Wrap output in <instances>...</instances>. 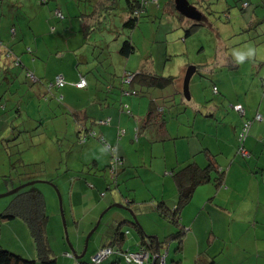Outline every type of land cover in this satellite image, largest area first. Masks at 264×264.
Instances as JSON below:
<instances>
[{"label": "rangeland", "instance_id": "374dc122", "mask_svg": "<svg viewBox=\"0 0 264 264\" xmlns=\"http://www.w3.org/2000/svg\"><path fill=\"white\" fill-rule=\"evenodd\" d=\"M8 1L11 3L21 1L22 4L19 3L20 5H23L25 10L32 14L36 13L34 15H37L35 21L39 22L36 27H44L41 15H45L46 10L44 12H39V8H37L36 5L34 6V3H39V0H0V9L2 7L6 8V2ZM73 1L48 0L45 5L39 3L43 7L49 8L50 11L47 12V14L52 15L51 19H53V23L48 27H55V25L59 23L58 19L53 16L56 8H60L61 10H59L65 16L66 20L63 22L68 21L66 18L67 10L65 8L70 7V9H77V6ZM175 1L176 0H158V2H149L146 5V11L141 15L140 21L134 30L121 27L122 20L120 18L119 8L115 7L111 10L116 11L105 12L104 20L108 17V21L112 22L110 27H100L99 25L91 27L96 30L93 31L96 32V34L93 35L92 38H101V42H99L93 54L97 57L96 60H93L97 62L96 67L98 68L97 70L99 74L104 76L105 73V76H107V73H109L117 76V79H121V76L124 75L126 71L135 72V69L148 59L147 66L151 72L162 76H172L175 79V85L178 83L180 85V90L182 91L185 72L189 66L194 65L198 67L201 73L196 72V74L190 79L189 93L191 103L201 101L204 104L206 103L204 106L205 111L209 110L211 113L214 112V110L220 105L219 102L222 99L221 97H223V95L220 96L213 94L211 90V83L218 78L215 82L217 83L216 85L219 86V89H225L230 101L232 100V102H236L239 99V102L244 106L247 113L245 118L252 119L256 113L264 115V90L261 83V78L264 77V65L259 66L260 61L264 62V0H250L251 5H249L247 11L244 12L243 18L237 13V8L232 9L233 12L230 13V21L227 24H223V20L217 17L222 12L225 4L223 2L217 4V0H206L209 3H212L210 8L206 9V12H211L208 17L214 30L215 27L225 28V32L221 35L224 41L223 43L217 40V35L212 28L207 25L198 28V30L191 35L185 36V29L179 19V13L175 9ZM187 1L193 3V0ZM227 1L229 3H232V1L234 2V0ZM118 3H120V6L124 5V0H118ZM237 6H241L240 0H237ZM252 8L255 9L256 16L260 20V23L257 25L254 24L256 20L249 22V14L251 13ZM83 9H85V7ZM224 17L225 15L223 14L222 18ZM20 20L21 23L24 22V19L20 18ZM252 24H254V26ZM22 27H26V24L23 23ZM25 34L27 36L30 33L26 32ZM67 35L68 32L64 37ZM53 37H47L46 42L49 49L53 50L56 47H60L64 50L63 48L68 45L67 41L65 40L63 42V40L58 39L55 44V38ZM102 37H104V39ZM92 38H89L88 40H91ZM17 39L18 38H15L14 42H17ZM125 40H130V42L133 43L135 51L127 58L118 54L122 42ZM10 44H12V41H10ZM30 46L31 44L27 42H25V46L21 48L20 45H16V55H14L18 56V58L20 57V59L24 58L29 61L33 56L34 50L33 48L32 51H30ZM44 47H46L44 44H42V46L40 45L41 49ZM10 48L11 47H7V50H10ZM222 48L226 49L227 54H230L233 59L238 61V67H233L232 63H229V61L226 60L227 62H225L224 66H218L216 72L212 73L210 63L215 58H217V60L222 58L218 57L223 51ZM10 52L12 51L10 50ZM0 53L5 56L3 50ZM65 53L66 51H64L63 55H65ZM52 55L53 56H50L48 52L42 53V55H36L38 58H36V63H39L38 65L41 70H43L46 64L49 65L46 69L49 73L47 75L48 79L44 78L43 81L39 79L40 82L38 84L30 82V79L26 77V71H24L23 68L15 66L9 60H6V63L9 64L4 65L3 62L5 59L0 58V70L3 71L4 68H10L7 73L3 74V72H0V247L14 254L23 256L24 258L31 260L36 258V250L33 246L32 237L23 220L19 218L4 220L2 218V215L19 192L22 190H31L41 193L44 197L45 212L49 220L47 228L49 242L56 258H58V263L61 264L64 257L66 259H71L72 261L74 260L72 256L69 257L64 255L63 251V248L70 250V247L75 243L73 228L70 224V219L69 224L67 225V217L65 215L66 210L63 206V202L66 203V195L68 194L67 191L71 179L69 182H66L64 186L63 184L58 186L55 183L61 197V207L63 210L60 208L57 189L52 184H49L48 181L50 179L59 180V178H64L63 180H65L66 175H74L73 177L76 179V171H74L75 169L71 166H73V163L75 162L73 156H77L79 150L76 143V138L78 137V134H76V125L73 123V114L64 108V103L66 102L63 103L61 101L62 99L58 97V94L55 99H47L49 96H45L41 92L43 90L42 87H46L47 89V84L50 82L49 80L52 79L57 72L64 71L62 70V65L60 66V63H57V60L55 59L56 50ZM67 57L73 58L72 67L75 72L77 62L80 63L77 67L82 68L84 66L80 58L77 57V59H75L76 57L72 52L66 53L65 59H67ZM226 57L227 56L225 55L222 59ZM84 58H88L87 55ZM37 72L40 71L38 70ZM37 74L36 77L39 78L41 75L39 73ZM99 82L102 83V81ZM103 86L104 84L100 85L99 88ZM171 89L172 86L171 88L168 86L163 90L155 89L154 91H160L165 94L170 93ZM84 90H87V87ZM124 90L128 93V86L126 84ZM118 93L119 91L115 93V96H112L116 99L115 104L117 106L119 105L117 99V96L119 97ZM124 95H129L136 101H145V103L148 98L147 94H141V97L130 93ZM182 97V93L176 94V102L178 105L176 104L173 111L170 113L171 117L168 115L169 111H165L164 114L168 120H171L173 115L178 116L180 118L179 122L183 124L182 126L179 125L178 122H174L173 126L177 133H172V130L171 133L175 135L181 134L184 131L191 132L192 134V131L196 130V132L199 133L198 136L201 142H212L215 128H221L220 121L217 119L218 116L215 119L212 114H209L207 117L208 121H205V124L200 122L194 124L193 117L196 112L192 110V105H189V107H187L188 111L191 113V122L188 127L185 117L186 105L180 103ZM85 99L86 94H83L82 100ZM206 99L207 102H205ZM225 105H229V103H225ZM122 107L124 108V105H122ZM62 108L63 110H61ZM82 108L83 107H80L79 109L83 111ZM182 108L183 111L181 112ZM79 109H75L74 112L77 110L80 111ZM126 109L132 110L128 105H126ZM134 110L136 111L135 108ZM227 112H230V110ZM56 114L58 117L52 119ZM224 115H226V113H224ZM83 116V113L80 114V117ZM227 119L230 120V116L227 117ZM236 119L237 122H240L241 120L243 121L244 118L237 116ZM262 120L263 121L258 122L253 120L252 122L254 126H252L249 133L247 145L245 144V147L247 146L248 150L253 142L252 140L249 144L256 125L260 123L262 130H264V119ZM228 122L229 121H227L226 124L224 122V124L230 125ZM168 123L171 125V122ZM178 128L179 132L177 131ZM229 129L230 126L227 130L229 131ZM130 138L131 137L128 139ZM260 138H264V131ZM123 139L126 138H122V140ZM181 141L182 140H179V143ZM194 141L196 140L194 139ZM97 142L98 148L96 149L95 154L98 156L101 152L100 159L107 160L106 162L108 163L111 153L99 140H97ZM124 145L128 146V166H133L134 171L138 169L140 175L148 172L147 178H149V180L145 182L141 181L142 177L140 178L135 173L126 177L127 180L124 185L127 186L128 189L126 191L124 189V193L123 191L122 193L130 199L134 198L135 204H131L130 208L125 207V209L113 207L105 213L98 230L93 235V240L88 248V253L84 251V248L82 249V244L83 241L85 242L96 222L93 223L89 230H85L87 227L86 220L84 219L85 221L82 222V230L79 233L81 249L78 251L79 253L82 252L83 255L84 253H87L84 260L89 257L88 254L93 245L99 244V241L103 239L106 228L105 224L110 215H108L110 211L112 212L116 210L126 218H132L131 210H133L135 215L137 214L139 217H141L142 214H145L144 212L153 214V216L159 221L158 224H153L154 228H157L158 230L170 229V232H172L170 228L171 226L164 223L159 219L156 213L152 211V202H150V200H152L151 196L154 193L158 196L163 194V188L165 199H167L166 196L169 195V193L171 198V190L174 192L175 198L174 201H169L170 207L173 206L172 204L175 203L177 199L172 178L164 175L161 165L163 159L160 160L154 156L152 158L150 154H147L145 157L143 150L138 149L136 141L133 143L130 140H127L126 142L124 141ZM184 145L185 144L182 146ZM254 147L255 153H252L250 159L241 156L240 153L238 154L236 152V149H233V152L230 154L231 157H229L230 159L226 162V164L228 162H234L232 167L228 169L230 171H228L226 167L224 169L222 168L226 172L225 184L220 189H215L213 183L201 185L195 191L191 202L181 210L180 220L183 219V225L186 226V229L190 227V230H188V234L190 235L189 240L184 239L186 255L184 264H190L191 262V255L194 250L193 242L196 241V239H190V237L193 236L194 232L199 243L203 245V248L209 250L210 254L216 255L221 253L218 256L217 264H226L225 260L231 258L228 252L235 249L239 250L241 254V258L238 257L235 262L236 264H256V253H253L255 243L258 242L260 250L263 251L264 248V196L260 200L261 206L255 208V204L257 203L256 196L259 194L260 190V195L261 193H264V169L262 170V168L258 166L259 162L264 161V153L261 152L262 144H259V141L254 142ZM84 149L83 158L85 160L88 156H85V151L87 150L86 148ZM176 151L179 156H183V153H181L179 148ZM172 153H174V151L170 149L168 159L169 157H172ZM106 155H108V158H105ZM144 158L148 163H146L145 166H142ZM174 160L175 159H172L173 162ZM179 160L182 162L180 164H184L183 162L185 161L183 159L180 158ZM239 163L243 168L240 170L241 175L235 173V168H237ZM67 164L70 166H67ZM135 166H138V168ZM245 173L250 174V176L247 175V179L244 178ZM80 177L85 179L83 176ZM165 179H168L169 184L167 180L164 182ZM254 179H256L258 183L255 181V184ZM31 182L35 183L8 196H2L21 185ZM248 183V193H246L244 192V189H246ZM83 184L85 183L80 179L75 187ZM119 184L122 185L123 183L120 181ZM251 184L254 186H250ZM80 186L75 188L79 193L76 197L82 196V192L87 191ZM106 187L107 186L105 185L102 191H105ZM148 188H150V190ZM108 192L109 191H107L106 194H109V196L107 195V197L102 199L99 196V193L95 196L93 192H90L91 199L87 200V203L85 204H89L91 209H87L88 212L85 215H82V213L79 212L78 216L82 217V220L83 217L88 215L91 217L96 216V219H98L106 208L112 207L114 204L119 205V203H114L109 206L112 203H109V200L112 199V194H110L111 192ZM252 199L253 202L251 204L250 201ZM158 200H160V198ZM88 207L89 206L87 205L86 208ZM138 210L144 212L138 213ZM62 211L64 217L62 216ZM254 212H257V221L254 220V218H248L244 221L243 218L245 217H243V215L249 213L248 216H250V214L252 215ZM135 218L138 221V217L135 216ZM64 221L66 222V225L64 224ZM79 228L80 226H78V229ZM212 229L219 236L218 241L213 244L211 239L208 240ZM149 230H153V228L150 227ZM176 230V228L173 229V232ZM166 233H168L167 230ZM166 233L160 238V241L163 240ZM255 234L260 236L258 237L259 241H256ZM146 235H148V233H146ZM84 237L85 239H83ZM176 246V242H170L166 248L161 249V253L168 250L166 261L169 264L171 258L176 256L174 253ZM60 251H62V255ZM241 252L246 256V260L243 259V253Z\"/></svg>", "mask_w": 264, "mask_h": 264}, {"label": "crops", "instance_id": "0c3cea01", "mask_svg": "<svg viewBox=\"0 0 264 264\" xmlns=\"http://www.w3.org/2000/svg\"><path fill=\"white\" fill-rule=\"evenodd\" d=\"M195 1L196 0H193V2H195ZM19 2L22 4L21 1H18L15 3H11L10 1H8V2H6L7 3L6 8L2 7L0 9V43H1L0 44V52L4 49H7V47H11L10 49L13 51L12 52L13 54H11V55L13 57H15L14 54H15V49H16L15 46L16 45H20V48H21V47L25 46V42L30 43L31 44L30 51H32V49L34 48L33 56L31 59H29L31 64L26 59H24V58L20 59V57H19V60H20L19 66L21 68H23L24 71L31 72L35 78H37L36 75H38L37 73H39L41 76L38 79L43 81L44 78L48 79L47 75L49 73L47 72L46 69L48 68L49 65L46 64L45 67L43 68V70H41L39 65H38L39 63L38 64L36 63V58H37L36 55H42V53L48 52V54L50 56H53L52 53L56 50L55 59L57 60V63H60L59 64L60 66L62 65V68H63L62 70H64V71H60L59 73L57 72L56 75L52 79L49 80L50 82H49V84H47L48 85L47 89H46V87H42L43 90L41 92L43 95L49 96L47 99H52V98L55 99V97H57V94H58L59 95L58 97H60L62 99L61 101L63 103L66 102V103H64V106H65L64 108H66L67 110H69L73 114L72 115V117L74 118L73 123H74V125H76V130H77L76 134L81 133L80 136H78L76 138V140H77L76 143H77L79 152H78L77 156H73V160L75 162L73 163L74 165L71 166L73 169H75L74 171H76L77 178L74 179V177H73L74 175L73 176L72 175L71 176L66 175L65 180H63L64 178L63 179L59 178V180L53 179L54 183H56L58 186L60 184H63V186H64V184L66 182H69V180L71 179L70 180L71 183H70V186H69L68 191H67L68 194L66 195V203L63 202V206H64V209L66 210L65 215L67 217V220H66L67 225L69 224V219H70V224L72 225V228H73L75 243L73 244L74 247L72 246V248L74 249L75 254H77L76 252H78L81 249L79 233L82 230V224H83L82 222H84L86 220V227L87 228L85 230H89L92 227L93 223L97 221L96 216L91 217L90 215H88V216L83 217V220H82V217L78 216L79 212L82 213V215H85L88 212V210L91 209L89 204H85V203H87V200L91 199L90 198L91 197L90 192H93L95 194V196H97V194L99 193V196L101 197V199L107 197V195L109 196V194H106L107 190H105L106 191L105 195L101 194L103 192L102 189L105 186V183L108 182V184H109V180H108L107 173H106V167H107L108 163L106 162L107 160H101L100 159L101 152L98 156L95 154L96 149L98 148L97 140L90 137V139L86 140L83 143H80V141H78L85 134V132H87L88 130L92 129V131H95L96 134L102 136L105 139V141H107L109 144H116L118 154L123 159V168L121 169V172H120L119 177H118V186L112 185L108 188V189H110L109 190V192H111L110 194H112L111 195L112 199L109 200L110 201L109 203H111V202L112 203L109 206H111L114 203L125 204L126 203L125 201L127 199H130L126 195H125L126 198H123L124 197V195H123L124 189H125V191L128 189L127 186H125L124 184L127 180L126 177H128L129 175L135 173L140 178L142 177L141 181L145 182V181L149 180V178H147L148 172L142 173L140 175L138 169H136V171H134L133 166H130V165L128 166V163H129V161H128L129 160L128 146L124 145V141L126 142L127 140H130L132 143L134 141H136L138 144V149L143 150V152L145 153V157L147 154H150V156L152 158L154 156L156 158H159L160 160L163 159L161 161V165H162V169L164 171V175L167 177H170V178H171L172 171L176 167L184 165L185 163H188L190 161L195 162L200 167L205 166L207 159L204 156V153L202 152L204 149H206L208 152L215 155L216 161L221 168L224 169L226 167V169L228 170L230 167H232L234 162L233 163L228 162L227 164H226V162L228 161V159H230L229 157H231L230 154L233 152V149L236 148V144H237L236 135L239 133L241 125H242V120L240 122H237L236 118H237L238 114L232 109V106L236 105V104H241V103L239 102V99L236 102H232V100L230 101V98H228L225 89L224 88L219 89V86L216 85L217 83H215V82L218 80V78H216V80L211 83V90H212L213 94H217L220 96L223 95V97H221L222 99L219 102L220 105L218 106V108H216L214 110V112L211 113L209 110L205 111L204 106L206 105V103L204 104L201 101L191 103L190 102L191 99H189L187 101L184 99V97L181 98V102L179 101L183 105H186L185 117H186V122L188 124V127H189L190 122H191V113L188 111L189 105H192V110L196 112L194 114V117H193L194 124L196 122H200V123L205 124V121H208L207 117L209 114H212L213 118H215V119L218 116L217 119H218V121H220L221 128L220 127L215 128V134L213 136L212 142H210V143L203 142V141L201 142V140L199 139V136H198L199 133H197L196 130L192 131V134H191V132H184L183 131V133H181V134H175L174 135V134H172V133L176 132L174 129V126H173L174 122H178L179 125L183 126V124H181V122H179L180 118L178 116L173 115L172 119L168 120L167 117L164 115L163 118L165 119V121L162 123L160 121L161 115H158V114H160V113L165 114V111H169L168 115L170 116V113L173 111L175 105L177 104L176 94L182 93V91L180 90V85L178 83L175 85V82H173V84H171L169 86L170 88L172 86L170 93H165V94H163L160 91L156 92V91H154L155 89H142L141 90L140 88H135V90L142 92L141 94H147L148 98H147L146 103H145V101H142V100L136 101V100L132 99L131 96H129V95H127V96L124 95L122 97H121V95H119V97L117 96L119 105L117 106L115 104L116 99H114L112 96H115V93L118 91H119L118 94H120V90L123 91L125 86H123V85L121 86V83H120L121 79L120 78L117 79V76L113 77L109 73H107L108 74L107 76H105V73H104V76L99 74V72L97 70L98 68L96 67L97 62L95 61L97 59V57H95L93 54H94L95 48L98 46L99 42H101V38H98V37L92 38L93 35L96 34V32H93V31H96L95 28L92 31H90L89 28L92 26L90 25L89 27H86V25H82L80 22L81 19L77 17L79 10L83 9L82 6L83 7L85 6V9H83L82 11H84V12L90 11L89 10L90 4L93 1H84L83 0L82 2H80L79 6L73 1V3L77 6V9L76 8L70 9V7L65 8L67 10V17L66 18L68 21L63 22L66 20L65 16H64L63 20H58V22H59V23L57 22L58 24L55 23L56 24L55 27H48L49 25H51L53 23V19H51L52 15L47 14V12L50 11L49 8L43 7L39 3H34V6L36 5L37 8H39L38 9L39 12L40 11L44 12L46 10L45 15H41L42 16L41 19H43V22H44V27H36L37 23H39V22L35 21V17L37 15L36 16H34V15L36 13L35 14L29 13L27 10L24 9L23 5H20ZM80 5H81V7H80ZM191 5L193 7H195V9L197 10L196 5H194L193 3ZM56 9H60V8H56ZM198 12L200 13V11H198ZM20 18L24 19L23 23L26 24V27H22L23 23H21ZM60 21H62V22H60ZM95 23L97 25H99L100 27H110V24H112V22H108L107 20H103V19H100L99 22L97 21ZM26 32L30 33V34L26 36V34H25ZM67 32H68V35L66 37H64V35ZM48 36L49 37L54 36L53 38H55L54 39L55 44L57 43L58 39H61V40H63V42L66 40L68 45H66L63 48L64 50H62V48H60V47H56L55 49H53L54 51L50 50L49 46L46 42ZM15 38H18L17 42H14ZM89 38H92V39L88 40ZM102 38L104 39V37H102ZM217 40L223 43L222 37L218 36V34H217ZM10 41H12V44H10ZM42 44H44L46 47L41 49L40 45L42 46ZM64 51H66V53L72 52L74 54V56L76 57L75 59H77V57L80 58V60L82 61V64L84 66L82 68L77 67L80 64L79 62H77L76 72H75L73 70L74 68L72 67L73 58L67 57V59H65L66 53H65V55H63ZM34 54H36V55H34ZM118 54L121 56V54L119 52H118ZM86 55L88 58L85 59L84 57H86ZM219 56H220V54H219ZM221 56H224V54H222ZM0 58L5 59L6 55L3 56L0 53ZM93 59H95V60H93ZM6 60L7 59H5V61ZM219 61L221 64L222 60H219ZM215 63H216V65L213 64L214 66L211 68L212 73L216 72V68L220 65L218 62H215ZM14 65L17 66L16 64H14ZM142 65L137 67L135 69V72L126 71L125 73H127V72L138 73L141 70ZM38 70L40 72H37ZM199 73H201V71ZM58 75L62 76L63 80L66 82L65 85L61 88H58L55 85V77ZM82 78L85 79V81L87 83V85H86L87 90H84L85 88L80 89V88H77L75 86V84L78 83L79 80ZM99 81L106 82L104 84V86L101 87L103 89L99 88L100 85H102ZM52 84L55 86H53ZM106 84H108V85H106ZM51 85H52V87H51ZM50 87H51V89H50ZM214 87H216L217 93H215L213 91ZM163 89H165V88H163ZM163 89H159V90H163ZM83 94H86L85 100H82ZM141 94H138L137 96H140ZM151 100H153L155 102V104L157 105V108H156L157 114H154V116H156V118L151 117V118H149V120H146V118H147L146 115H147L148 110H149L148 109L149 108V102ZM88 101H89V103H88ZM205 102H207V99L205 100ZM225 103H229V105H225ZM122 105H124V106L128 105L129 108L131 107L132 110H130V109L129 110L131 111L132 115H128V114L124 113L122 111L124 109L122 107ZM80 107H83L82 108L83 111H81L79 109ZM134 108L136 109V111L134 110ZM75 109H79L80 111L77 110L76 112H74ZM61 110H63V108ZM228 110H230V112H227ZM132 111H134V112H132ZM245 112H246V109H245ZM82 113L84 116L80 117V114H82ZM224 113H226V115H224ZM259 114L260 113H256L255 115L257 116ZM255 115H254L255 118L254 119L252 118L254 121H256ZM229 116L231 118L230 120L227 119V117H229ZM56 117H58L57 114L55 116H53L52 119L56 118ZM101 119H109L110 122L108 125L96 124V121L101 120ZM227 121H229L228 123L230 125H225ZM168 122H171V125H169ZM224 122H225V124H224ZM229 126H230V129L228 131L227 128ZM252 126H254V125L252 124L251 128H252ZM260 127L261 126L258 124L254 128V134H253V136H251L249 144L252 140H254L255 136L261 135L263 130H261ZM118 128L123 130L124 133L122 134V137L117 141L116 140V132H117ZM171 130H172V133H171ZM131 131H132V134H131ZM177 131L179 132V128L177 129ZM250 131H251V129H250ZM127 134H128V136H127ZM148 134H150V135H148ZM129 137H131V138L128 139ZM122 138H126V139L122 140ZM194 139L196 141H194ZM179 140H182V141L179 143ZM247 141H248V139H247ZM247 141H246V145H247ZM183 144H185V145L182 146ZM250 147H249V151H253V154H254L255 153V147H254L253 142L250 145ZM84 148H86V150H87V151H85V153H86L85 156H88L85 158V160L83 158V152L85 150ZM178 148L181 150V153H183V156L178 155V152L176 151ZM246 148H247V146H246ZM170 149L172 151H174V153H172V157H169V159H168V153L170 152ZM261 152L264 153V147H262ZM105 158H108V155H106ZM178 158L183 159L185 161V162H183L184 164H180L182 162H180V160ZM172 159H175L174 162L172 161ZM143 160L144 161H143L142 166H145L146 163H148V162L145 158ZM221 160H223V161H221ZM258 162H259V160H258ZM251 164H252V162H251ZM67 166H70V165L67 164ZM258 166H260L262 169H264L263 168L264 167V161L259 162ZM135 167L138 168V166H135ZM249 167H250V165H249ZM242 169H243L242 165L239 163L237 165V168H235V173L241 175L240 170H242ZM228 171H230V170H228ZM93 173H95V174L93 175ZM254 173H255V171H254ZM99 175H103L104 178L99 177ZM247 175L250 176L249 173H245L244 178L247 179ZM80 176H83L85 179H82V177H80ZM262 177H263V175H262ZM80 179L85 184H83L81 186L80 185H77V186L83 187L87 191L82 192V196L76 197V195H78L79 193L75 189L77 187V186L75 187V185L77 184V182ZM166 180L168 182V179H165L164 182H166ZM120 181H121V183H123L122 185L119 184ZM255 181L258 183V181L256 179H254V182ZM227 182H228V179H227ZM256 182H255V184H256ZM168 184H169V182H168ZM123 186H125V187H123ZM250 186H254V185L251 184ZM248 187H249V183H248V186L246 187V189H244V192L248 193ZM148 189L150 190V188H148ZM122 191H123V193H122ZM260 191H259V194L256 196L257 203L255 204V208H257V207L259 208L261 206L260 200L264 196V193H261V195H260ZM74 195H75L76 200L74 199ZM151 197H152V200H150V201H158V199L160 198L161 200L165 201L166 204L168 203L167 205L170 207L169 201H171V202L174 201L175 195H174V192L171 190V198H170V193H169V195L166 196L167 199H165L164 198V188H163V194L162 195L160 194L158 196L157 194L154 193ZM253 199L250 201L251 204L253 202ZM133 200H135V199L133 198ZM175 203H173L172 205H175ZM87 205L89 206L88 208H86ZM92 207H94V206H92ZM193 210H194V207H193ZM140 212L142 213L144 211L138 210V213H140ZM89 213H90V211H89ZM144 213L145 214H142L141 217H139L137 214H136V216L138 217V222L141 225L142 229L144 230L145 233H148V235L153 236L154 238H158L160 240V238H162L163 235L166 233V230L168 231V233H166L164 238L173 232L172 227H170L172 232H170V229L158 230L157 228H154L153 224H158L159 221L156 219V217L153 216V214H148L147 212H144ZM108 215H109V217L107 218L105 226H107L113 219H124V218H126L125 216H123L122 214H120L116 210L112 211V212L110 211L108 213ZM248 215H249V213L243 215V217H245V218H243L244 221H246L248 218L249 219L254 218V220L257 219V212L256 213L254 212L252 214L253 216L251 214H250V216H248ZM180 221H181L182 226L186 227L185 225H183V219ZM64 224L66 225V222ZM147 225H148V227H147ZM78 226H80L79 229H78ZM150 227H152L153 230H149ZM189 228L186 230L187 232L185 234V238H183V249H182L181 254L172 257L173 259H177L176 257H180L182 264L185 263V259H186L184 239L189 240V236H190L188 234V230H190ZM210 235H212V238H211L212 244L215 243L216 241H218L219 236L217 233L214 232L213 229H212ZM258 237H260V236L255 234L256 241H259ZM191 238H195L196 241H194L195 243L193 242L194 250H193V254L191 255L190 264H195V260L198 256V254L201 252L206 254V256H208V257L215 256V260H214L213 264H217V260L219 258L218 256L221 253L216 254L217 256L214 254H210L209 250L203 248V245L199 243L195 232H194L193 236L190 237V239ZM103 240H105V237H103V239L99 241V244ZM135 243H136L135 237L133 235L130 236L128 238L127 247L125 248V250H127V249L132 250V246H134ZM99 244L93 245V247L90 250V253L88 254L89 257L87 259L83 260L84 262H86L90 259V257L94 254V252L98 249ZM63 251H64V255H65V253H71L73 255V253L70 250L63 248ZM61 252L62 251H60V253ZM241 253H243V252H241ZM253 253H256V256H255L256 264H264V248H263V251L260 250L258 242L255 243V249H254ZM228 254L231 256V258L228 260H225L226 264H236L235 262L237 261L238 257L241 258L240 251L237 249L230 250L228 252ZM61 255H62V253H61ZM80 255H83V253ZM167 255H168V251H167ZM55 257H56V255H55ZM73 259H74V257H73ZM243 259L246 260V256H244V253H243ZM209 260H210V258H209ZM116 261H120L121 264H125L123 262V260H121V258L118 255L117 256L111 255L110 257L105 259L102 264H111L112 262H116ZM206 263H207V261H206ZM56 264H59L58 258H56ZM61 264H76V260L74 259L72 261L71 259H68V258L66 259L64 257V259H62ZM166 264H169V263L166 261Z\"/></svg>", "mask_w": 264, "mask_h": 264}, {"label": "trees", "instance_id": "16d2710c", "mask_svg": "<svg viewBox=\"0 0 264 264\" xmlns=\"http://www.w3.org/2000/svg\"><path fill=\"white\" fill-rule=\"evenodd\" d=\"M47 1L48 0H39V3L45 5ZM84 1H93V2L90 4V9H89L90 11L84 12L82 11L83 9L79 10L77 17L81 19L80 22L82 25L86 24V27H89L90 25L92 27H95L97 25L95 22L97 21L99 22L100 19L104 20L105 12L116 11V10H111V9L112 8L114 9L115 7H117L120 10V18L122 20L121 27L130 29V30H134L135 27L138 25L141 15L143 14V12L146 11V5L149 2H158V0H155V1L154 0H124V5L120 6V3H118V0H84ZM240 1H241V6L238 7L237 0H234V2L232 1V3H229L227 0H217V4L220 2H223L225 4L222 12L220 13V15L217 16L219 19L223 20V24L225 23L227 24L230 21V13L233 12L232 9L234 8H237V13L241 16V18H243L244 12L247 11V8L249 7V5H251V3H250V0H240ZM74 2L79 6L82 0H74ZM193 4L196 5L197 10L200 11L201 13L199 20L197 21L190 20L178 14L181 24L183 28L185 29V33H184L185 36H189L196 30H198V28L207 25L212 28V30L215 32L216 35L218 34V36L222 37L221 35L225 32V28L215 27V30H214V27H212L209 21V17H208V15H210L211 12H206V9L210 8L212 3H209L206 0H197L193 2ZM84 7L82 6V8ZM172 8H173V5H172ZM56 11L59 13L58 15H56ZM223 14L225 15L226 18L225 17L222 18ZM53 16H55L56 19L58 20H63V17H64V15L59 9L54 10ZM224 19H225V22H224ZM249 19H250L249 22L256 20L254 23L256 25L260 23V20L259 18H257L256 11L254 8H252L251 13L249 14ZM105 20L108 21V17L105 18ZM219 23L221 24L220 21ZM254 24L252 25L254 26ZM224 26L227 27L226 25ZM92 30L93 29L90 27V31ZM222 49L223 51L220 53L219 57L223 58V56H221L222 54H224V56L226 55L227 57L224 59H218V60L217 58L213 59L211 61L212 63H210V67L212 68L214 65H216L215 62H218L220 64L219 60H222L223 64L221 63L220 64L221 66H224L225 62H227L226 60H228L229 63H232L233 67L235 68L238 67V64H237L238 61L233 59L230 54H227L226 49L224 48ZM10 50L4 49L3 51L5 55L6 53L7 54L10 53L11 55L13 54L12 53L13 51L11 50L12 52H10ZM118 52L122 56L128 57L131 53L135 52L133 43L130 42V40L123 41L122 46ZM16 58L19 60L17 56L13 57L12 55L8 58L6 57L5 59L15 64ZM147 62H148V59L145 60L144 64L141 66V70L138 73L127 72V73H124V75H122L120 83H121V86L122 85L125 86V84L128 86V93L133 94V95H138V94H141L142 92L135 90V88H140L141 90L142 89H163L173 84L174 78L172 76H162L154 72H151L148 69ZM3 63L4 65L9 64V63H6L5 60ZM262 65H264V62L260 61L259 66H262ZM17 66H19V64ZM9 69H10L9 67L7 69L4 68L3 71L0 70V72L1 73L3 72L4 74V73H7ZM196 72H200L198 67H196ZM196 72L194 74H196ZM128 74H132L133 78L130 82L127 83L125 82V77ZM199 75H202V74H199ZM111 76L115 77L114 75H111ZM30 82H32L33 84H38L40 80L38 78H35V81L30 80ZM105 83L106 82L102 81L101 84H105ZM261 83H262V88L264 90V77L261 78ZM86 85L80 89L86 88ZM58 88H61V87H58ZM213 91L217 93L216 87L213 88ZM128 93L125 90L123 91L120 90L119 95L123 96L124 94H128ZM238 105L241 106V108L243 109V113L235 109V107ZM156 108H157V105L155 104L153 100H151L149 102V108H148L149 110L146 115L147 116L146 120H149V118L151 117L156 118V116H154V114H157ZM232 109L238 114L239 117L245 119V120L243 119L240 131L236 135V142H237L236 148H235L236 152L238 154L240 153L241 156L248 157L250 159L253 151H249L245 147V144H246L247 139L249 138V132L251 129L252 121L255 117L253 119L245 118L246 116L245 108L241 104L233 105ZM122 111L128 115H132L131 111L126 109V106H124V109ZM182 111H183V108L181 112ZM158 115H161L160 121L163 123L165 121V119L163 118L164 114L160 113ZM257 116H260L259 119H256L257 122L263 121L262 120L264 119L263 114H259ZM106 120L107 119L98 120L96 121V124L108 125L110 122L109 120L105 124L101 123V121H106ZM245 123H248L249 127H248L247 132H245V137L240 138V134L242 133V127L244 126ZM121 132L122 134L124 133L123 130L118 128L116 132L117 141L122 137ZM80 134L81 133H79L78 136H80ZM261 135L255 136L253 143L255 141H259V144H262V147H264V138H260ZM90 137L93 139L99 140L102 144L105 145V148L111 153L110 160L106 167V173H107V177L109 180V184L108 182L105 183V185L107 186L106 190L109 191L110 189H107V188H109L110 186L112 185L118 186V177L121 172V169L123 168V159L118 154L116 144H109L107 141H105V139L102 136L96 134L95 131H92V129L85 132V134L78 141H80V143H83L86 140L90 139ZM113 147H115V155H113L111 151V148ZM202 152L204 153V156L207 159L205 166L200 167L195 162L190 161L184 165L176 167L172 171L171 178L174 183L176 194H177V200H176L175 205H173L172 207H169L165 203V201L161 199L158 201H150L152 202V205H151L152 211H154L159 217V219H161L164 223L169 224L173 229L176 228L177 230L175 232H172L171 234L166 236L163 239V241H160L158 238H154L153 236L146 235L141 225L135 218L136 216L135 212L131 210L132 218L113 219L106 226V229L104 232L105 240L100 242L98 249L94 252V254L90 257V259L84 262L83 260L86 254L88 253V248H89L90 243L93 240V235L98 230L104 214L107 211H109L111 208H113L112 206V207L106 208V210L102 213L101 218L98 217L97 221L99 220V224L97 228L92 232L91 236L88 238V241H87L86 250H85V252L87 253H84V255L79 259H75L74 255H72L71 253H65V255L69 257L71 256L74 257V259L76 260V264H90L92 257L98 251L104 248H110L111 250L114 251V253L111 255L117 256L119 254L118 256L124 262V259L122 257V254L124 252H136V251H139L140 249H143V250L148 251L150 254V258L148 260L149 264H159V260L161 257H163L164 264H166V257H167L168 250H165L164 253H161V249L166 248L170 242L177 243V246L174 249V253L175 255H180L183 249V238L185 237V234L187 232L186 231L187 229L182 226L181 221H180L181 210L191 202L195 194V191L201 185L213 183L215 189H220L225 184L226 173L217 163L215 155L208 152L206 149H204ZM115 157L118 159L117 162H114L113 160ZM94 174L95 173H93V175ZM99 177L104 178L103 175H99ZM48 182L49 184H52L58 190V187L55 185L53 179H50ZM105 192L106 191H103L101 194L105 195ZM123 198H126V196L124 195ZM125 202H126L125 204H120V205H123L126 208H130L131 204H135L133 199H127ZM2 216L4 220H10L12 218H19L23 220L25 226L29 229L30 235L32 237L33 246L36 250V258L34 260L24 258L23 256L14 254L0 247V264H56V257H55L54 251L50 245L49 238H48L47 228H48L49 220L45 212L44 197L42 196L41 193L34 192L31 190H22L14 197L13 201L10 203V205L8 206V208L6 209V211L4 212ZM132 235L136 239V243H135L136 246L135 245L132 246V250H128V249L125 250V248L127 247L128 238ZM211 238H212V235H210L208 240H210ZM84 243L85 242L83 241L82 249L84 248ZM115 251L119 253H115ZM76 253L77 255H80L82 252L80 253L76 252ZM176 258L177 259L171 258L170 264H182L180 257H176ZM104 260H102L100 264H102ZM214 260H215V256L208 257L206 256V254L201 252L198 254L195 260V264H213ZM111 264H121V262L116 261V262H112Z\"/></svg>", "mask_w": 264, "mask_h": 264}, {"label": "built area", "instance_id": "2783aa9c", "mask_svg": "<svg viewBox=\"0 0 264 264\" xmlns=\"http://www.w3.org/2000/svg\"><path fill=\"white\" fill-rule=\"evenodd\" d=\"M58 14L59 13L56 11V15H58ZM60 17H61V15H60ZM10 56H11L10 53L9 54L6 53V57L7 58L10 57ZM19 63H20V61L16 58L15 64L18 65ZM26 76L31 81H35V77H34V75L31 72H27ZM132 78H133L132 74L126 75L125 82H127V83L130 82L132 80ZM64 84H65V82H64L62 76L58 75V76L55 77V85L57 87H62V86H64ZM85 85H86V82H85V80L83 78L80 79L79 82L75 84V86L77 88H83ZM214 91H215V89H214ZM235 109L237 111L243 113V109L241 108V106L238 105V106L235 107ZM259 118H260V116L256 117V119H259ZM108 120L109 119H107L106 121H101V123L105 124V123L108 122ZM248 127H249V124L245 123L244 126L242 127V133L240 134V138H244L245 137V132H247ZM121 134H122V132H121ZM111 151H112V154L115 155V147L111 148ZM113 160H114V162H117L118 159L115 157ZM113 253H114V251L111 250L110 248H104V249L98 251L92 257L90 264H100V262L102 260L107 259ZM115 253H119V252L115 251ZM122 257H123L124 262L126 264H147L148 260L150 258V254H149L148 251L140 249L139 251H136V252H124L122 254ZM159 264H164L163 257L160 258Z\"/></svg>", "mask_w": 264, "mask_h": 264}, {"label": "water", "instance_id": "95a60500", "mask_svg": "<svg viewBox=\"0 0 264 264\" xmlns=\"http://www.w3.org/2000/svg\"><path fill=\"white\" fill-rule=\"evenodd\" d=\"M175 9L180 15H182V16L188 18V19L195 20V21L200 19L201 14L195 9V7L191 6L187 0H176L175 1ZM195 72H196V66L191 65V66H189L187 68V70L185 72V76L183 78L182 95H183L184 99L187 100V101L190 99L189 82H190V79L194 75ZM30 184H33V182L21 185V186L15 188V189H13L10 192H7L6 194H4L2 196H8V195H10V194H12V193H14V192L26 187V186H29ZM57 193H58V199H59L60 208L62 209V207H61V197H60V194H59L58 190H57ZM113 207L120 208V209L121 208L122 209L125 208L123 205H120V204L119 205L114 204ZM61 213H62V216L64 217L63 211ZM101 217H102V215L99 216V218H101ZM64 223H65V221H64ZM98 224H99V220L96 222V224L93 227L92 231L88 234V236H87V238L85 240V243H84V251L86 249L88 238L91 236L92 232L97 228ZM66 239H67V237H66ZM70 251L73 253L75 259H79V258L82 257V255L75 254V251L73 250L72 247H70Z\"/></svg>", "mask_w": 264, "mask_h": 264}]
</instances>
